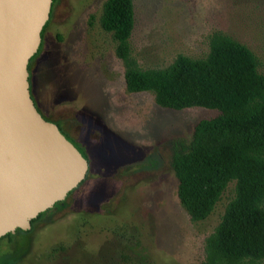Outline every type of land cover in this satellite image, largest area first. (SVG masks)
Here are the masks:
<instances>
[{
  "label": "rangeland",
  "instance_id": "374dc122",
  "mask_svg": "<svg viewBox=\"0 0 264 264\" xmlns=\"http://www.w3.org/2000/svg\"><path fill=\"white\" fill-rule=\"evenodd\" d=\"M105 1L55 0L40 58L29 64L38 111L85 150L88 179L31 229L1 238L0 264H203L233 197L234 182L207 219L191 220L173 156L218 111L164 108L153 92L129 91L127 64L101 25ZM133 2L129 60L139 68L204 58L222 32L251 49L264 74V0Z\"/></svg>",
  "mask_w": 264,
  "mask_h": 264
},
{
  "label": "trees",
  "instance_id": "16d2710c",
  "mask_svg": "<svg viewBox=\"0 0 264 264\" xmlns=\"http://www.w3.org/2000/svg\"><path fill=\"white\" fill-rule=\"evenodd\" d=\"M135 23L133 0L105 1L101 25L112 33L117 54L127 64V89L153 92L164 108L218 111L195 124L188 146L176 150L172 162L179 201L194 222L207 219L234 182L222 220L206 240L203 264H259L264 261V74L259 58L215 32L206 57L179 54L164 69H141L129 60Z\"/></svg>",
  "mask_w": 264,
  "mask_h": 264
},
{
  "label": "water",
  "instance_id": "95a60500",
  "mask_svg": "<svg viewBox=\"0 0 264 264\" xmlns=\"http://www.w3.org/2000/svg\"><path fill=\"white\" fill-rule=\"evenodd\" d=\"M54 0H0V239L66 199L89 163L38 111L29 63Z\"/></svg>",
  "mask_w": 264,
  "mask_h": 264
},
{
  "label": "flooded vegetation",
  "instance_id": "af4514ba",
  "mask_svg": "<svg viewBox=\"0 0 264 264\" xmlns=\"http://www.w3.org/2000/svg\"><path fill=\"white\" fill-rule=\"evenodd\" d=\"M55 2V1H54ZM54 2H53V6H54ZM53 6H52V11H51V16H52V12H53ZM51 18V17H50ZM46 30V29H45ZM44 34H45V31L43 32V35H42V43H41V45H40V48H39V50H38V52L33 56V58H40V53H41V51H42V48H43V43H44ZM40 62V61H39ZM60 127V126H59ZM61 129V128H60ZM64 133V132H63ZM65 134V133H64ZM65 135H67V134H65ZM67 137H69L68 135H67ZM69 141H72L73 143H75V145H79L75 140H73L71 137H69ZM80 146V145H79ZM81 147V146H80ZM82 148V147H81ZM83 149V148H82ZM85 150L83 149V151H81V154L82 155H84L83 157H85L86 159H87V161H88V163H90V161L88 160V158H87V154L85 155ZM90 165V164H89ZM88 173H89V170H88ZM88 173H87V175H88Z\"/></svg>",
  "mask_w": 264,
  "mask_h": 264
}]
</instances>
